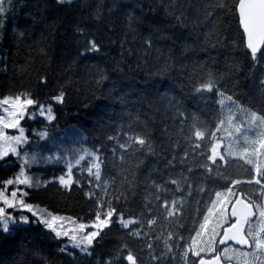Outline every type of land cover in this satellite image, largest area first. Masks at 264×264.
Here are the masks:
<instances>
[{"label":"trees","instance_id":"obj_1","mask_svg":"<svg viewBox=\"0 0 264 264\" xmlns=\"http://www.w3.org/2000/svg\"><path fill=\"white\" fill-rule=\"evenodd\" d=\"M222 2L228 10L216 7V0H8L0 13V98L30 92L47 103L60 92L65 97L63 104H54L57 119L47 128L43 118L23 121L29 156L40 155L46 146L36 132L46 128L49 138L77 131L84 145L105 158L102 179L109 184L116 180L108 193L124 194L120 200L105 197L112 199V206L126 218H141L143 212L145 221L158 223L150 232L143 228L147 236L134 238L114 222L91 254H84L30 218L27 225L0 231V264H128L124 244L143 264H156L152 256L165 252L163 240L169 232L175 234L170 243L186 247L208 201L226 183L223 169L218 174L206 159L209 142L221 141L226 154L239 136L227 130L229 112L234 126L240 125L252 138L260 129L249 126V117L239 109L264 114V56L256 62L250 58L233 2ZM89 40L98 43L99 51L86 52ZM209 76L218 91L195 92ZM43 77L47 83H41ZM220 92L231 95L236 104L226 101L228 107L222 106ZM195 130L205 131L203 141L195 139ZM129 134H146L152 151H129L122 161L118 143ZM241 163L233 160L229 172L246 178ZM19 168L20 161L11 155L0 162V182L14 177ZM65 168L55 163L40 171L49 181ZM133 173L134 189L123 182ZM79 178L83 187L74 185L70 191L55 183L30 189L28 202L91 221L96 201L86 194L104 193L90 185L86 175ZM171 179L178 186L169 183ZM153 182L167 190L157 193ZM157 195L164 203L182 202L178 220L163 214L162 205L157 207ZM146 243L154 245L151 253ZM65 245L68 252H61ZM174 253L175 258L164 255L163 264H183L182 249L176 247ZM230 262L237 264L236 259Z\"/></svg>","mask_w":264,"mask_h":264},{"label":"snow or ice","instance_id":"obj_2","mask_svg":"<svg viewBox=\"0 0 264 264\" xmlns=\"http://www.w3.org/2000/svg\"><path fill=\"white\" fill-rule=\"evenodd\" d=\"M7 2L8 0H0V13L6 11ZM71 2L72 0H57L58 4ZM232 2L234 5L232 10L238 13L239 24L242 27L243 47L254 62L259 61L264 56V0H232ZM215 6L228 10V4L222 0H216ZM77 30L83 32V29ZM88 51H99L95 40L87 41L86 52ZM41 83H47V78L43 77ZM194 90L197 93L218 91L215 81L210 76L207 81H201L200 86ZM220 97L219 103L222 106L228 107L226 101L231 102V105L236 104L231 95L225 96L220 92ZM64 101L63 92L50 97L47 103L41 102L30 92L0 98V162L5 161L10 155L21 162L19 171L14 177L0 182V231L7 233L10 224L32 222L29 215H21L19 220L16 219L14 213L22 211L29 213L36 223L44 225L54 234V238H67L73 248L79 249L84 254H91L90 249L101 241L107 234L106 230H110L114 222L122 229L128 230L127 235L130 237L147 236L152 226L158 223L157 219L149 218L145 221L143 212L140 214L141 218H126L122 212H118L117 208L112 206V199L105 198L111 196L115 200H120L124 198V194L108 193L109 187L116 186V180L113 179L109 184L106 177L102 179L105 158L98 151L84 150L74 162L64 159L65 171L53 180L41 183L39 179L34 180L29 174V170L35 164L45 161L59 163L62 158L60 156L38 158L35 154L29 156L27 146L30 140L23 121L43 118L47 122V128L57 119L54 104H63ZM239 111L249 117V126H255L260 131L256 138L250 139L244 136L242 146L234 149L229 145L226 154L219 151L221 147L219 142H209L210 154H206V159L211 162L218 174L223 169L221 178L226 182L224 190L215 191V199L208 201L206 213L202 216L198 228L194 229V235L189 237L186 247L170 243L175 234L172 232L167 234L163 240L165 252L152 256L156 264H163L164 255L175 258L176 247L182 249L180 259L183 264H228L233 259H236L237 264H254L255 261L264 264V114L257 115L255 111L249 112L244 108H240ZM234 119L229 112L226 117L227 124L233 125ZM224 123V120L220 121L221 125ZM46 128L36 132L35 135L46 139L48 136ZM9 130H13L16 134H8ZM235 131L237 133L241 131L239 125L235 126ZM208 135L215 137V133L209 132ZM205 136V131L194 132L197 141H203ZM201 146V143L195 145L197 149ZM118 149L122 150L123 161L129 151L146 149L151 152L152 144L146 134H129L123 142L118 143ZM233 160L242 161L239 167L247 174L246 178H241L238 174L234 176L229 172ZM205 167L209 172L213 171L212 167L207 165ZM85 175L90 185H94L104 193V196L97 195L96 192L86 194L89 199L96 201V210L92 214L91 222L82 221L79 217L54 214L46 209L41 212L28 202L30 189L46 188L48 183H55L62 189L70 191L74 185L83 187L79 177ZM135 180V173L132 174L131 179L127 176L123 177V182L133 189ZM169 183L178 186L176 179H171ZM152 187L157 193L167 190L165 185L155 182ZM156 198L160 200L159 195ZM181 203L173 200L169 204L160 200L157 207L160 208L162 205L163 214L178 220L177 213ZM145 227L149 232L143 231ZM156 239L159 240L161 237L157 236ZM145 246L151 253L154 245L146 243ZM123 247L126 251L123 259L128 264H143L127 244ZM61 252H68V245L62 247ZM230 252L232 255H229ZM105 264H113V262L109 260Z\"/></svg>","mask_w":264,"mask_h":264},{"label":"rangeland","instance_id":"obj_3","mask_svg":"<svg viewBox=\"0 0 264 264\" xmlns=\"http://www.w3.org/2000/svg\"><path fill=\"white\" fill-rule=\"evenodd\" d=\"M235 123L236 122L233 123L232 127L230 126L229 128H227V130L228 129L235 130V126H234ZM240 128H241V131L238 133L239 136L237 138H233L232 146L234 149L238 146L243 145V137L244 136H248L250 139H252L250 132H246V130L245 129L243 130V128L241 126H240ZM252 128L254 130H257V128L255 126H252ZM258 132L259 131H257V133ZM8 134L11 135V134H16V133L13 130H9ZM231 136H233L232 133H231ZM43 140H44V144L46 145L45 149L43 151H41L43 154L40 152V155H37V157L38 158H42V157L46 158L49 156H60L62 159H61V162H59L58 164L63 165L65 167H66V164L64 163V159L71 160L74 162V160L76 158H78L79 155L83 154L84 150L94 151L91 148H89L83 144V139H82L80 133H78L77 131L62 132L59 134L51 135L49 138H46ZM218 142L221 145V147L219 149V151H221L222 143H221V141H218ZM229 145H231V143H229ZM33 154H35V152ZM49 164H55V163L45 161L42 163L35 164L29 170V174L33 176L34 180L39 179L41 181V183L47 182L48 179L45 178V176L41 175L42 172L40 171V169L43 168L45 170V168ZM20 165H21V162H20ZM33 205L36 206V208L39 211H41V212L44 211V209H41L39 206H37L35 204H33ZM14 215H15L17 220L20 219L21 215H29V217L31 218L29 213L22 212V211H16L14 213ZM89 222H91V221H89ZM10 225H27V224L15 223V224H10ZM68 242H69L68 245L71 246V242L69 240H68Z\"/></svg>","mask_w":264,"mask_h":264},{"label":"water","instance_id":"obj_4","mask_svg":"<svg viewBox=\"0 0 264 264\" xmlns=\"http://www.w3.org/2000/svg\"><path fill=\"white\" fill-rule=\"evenodd\" d=\"M228 264H234V263H232V262H228Z\"/></svg>","mask_w":264,"mask_h":264}]
</instances>
